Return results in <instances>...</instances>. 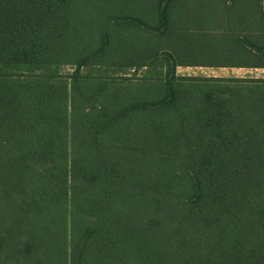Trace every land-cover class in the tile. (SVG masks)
Here are the masks:
<instances>
[{
    "label": "trees",
    "instance_id": "16d2710c",
    "mask_svg": "<svg viewBox=\"0 0 264 264\" xmlns=\"http://www.w3.org/2000/svg\"><path fill=\"white\" fill-rule=\"evenodd\" d=\"M223 2L241 15L256 3L264 32V0ZM75 4L0 0V264H264V79L186 90L176 71L190 65L167 52L163 90L84 83L108 36L80 55ZM249 35L238 44L253 62L237 66L264 69Z\"/></svg>",
    "mask_w": 264,
    "mask_h": 264
},
{
    "label": "rangeland",
    "instance_id": "374dc122",
    "mask_svg": "<svg viewBox=\"0 0 264 264\" xmlns=\"http://www.w3.org/2000/svg\"><path fill=\"white\" fill-rule=\"evenodd\" d=\"M223 1L173 0L169 6L168 30L159 35L151 30L159 25V0H76L74 28L77 41L82 43L79 45L80 55L92 56L101 45L102 35L108 36L107 53L92 56L91 64L81 70L84 83L86 79L95 86L105 82L111 89L123 90V94L128 96L129 90L132 91L130 95L135 94L136 86H139V92H143V85L149 82L142 80L152 78V85L163 90L167 69L163 54L167 52L172 53L178 62L190 65L178 66L176 71L178 77L188 78L179 82L186 90L200 89L204 86V78L264 79L262 69L237 66L240 62L245 65L253 62V55L244 54L238 44V36H251L246 32L242 35L239 23L235 37L232 31L225 34L223 29H231L232 17L238 18L241 10ZM255 4L245 2L242 8L252 13L255 8L254 12L258 14ZM113 16L135 17L144 25L119 24L110 19ZM253 24L255 30L251 35L256 37L260 33L258 41L264 44V32L259 21L254 20ZM257 61L255 59V63ZM74 68L65 66L60 74L68 76ZM234 84L245 86L238 82ZM247 85L251 84L247 82ZM194 129L191 125L186 127L189 140L196 143V148H201ZM150 159L154 157L151 155Z\"/></svg>",
    "mask_w": 264,
    "mask_h": 264
},
{
    "label": "crops",
    "instance_id": "0c3cea01",
    "mask_svg": "<svg viewBox=\"0 0 264 264\" xmlns=\"http://www.w3.org/2000/svg\"><path fill=\"white\" fill-rule=\"evenodd\" d=\"M253 4V3H252ZM254 10L255 8H253V13H254ZM244 14L243 15H239V17L237 18V16H233L232 17V26H231V29L229 28H224L223 30L225 31V34L232 31L233 32V36L235 37L236 36V32H237V24L239 22L240 24V31L241 32H247L248 34H253L254 30H255V27L253 26L254 24V20L258 21L259 18H258V15H254L252 12H249L248 9H247V12H243ZM251 15H254L253 17ZM221 17L218 18V21L220 20ZM225 19V18H224ZM229 30V31H228ZM222 34L224 35V32L222 31ZM225 67V66H223ZM228 68H233V67H228ZM264 70V69H262Z\"/></svg>",
    "mask_w": 264,
    "mask_h": 264
}]
</instances>
